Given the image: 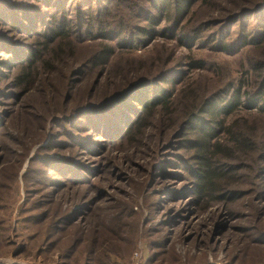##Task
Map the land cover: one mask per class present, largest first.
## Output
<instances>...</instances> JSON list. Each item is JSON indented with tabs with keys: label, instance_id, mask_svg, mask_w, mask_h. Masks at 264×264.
I'll list each match as a JSON object with an SVG mask.
<instances>
[{
	"label": "trees",
	"instance_id": "16d2710c",
	"mask_svg": "<svg viewBox=\"0 0 264 264\" xmlns=\"http://www.w3.org/2000/svg\"><path fill=\"white\" fill-rule=\"evenodd\" d=\"M156 43L178 48L186 55L157 73H144L152 65L134 60ZM193 48L227 55L260 53L262 57L251 58L249 65L242 67L237 83H226L213 93L202 91L205 84L186 90L183 103L188 106L175 114L174 100L179 99L175 92L186 80L185 72L201 71L205 65L203 58L190 59ZM77 51H85L86 56L67 67L57 100L47 108L50 119L22 176L25 194L41 193L44 202L73 186L80 191L92 188L100 177V162L93 164L87 158L103 160L111 149L140 144L150 119L157 114L156 132L172 131L166 155L181 163L178 166L185 172L177 176L176 185L172 184L178 194L166 195L170 196L166 202L177 200L172 208L215 203L223 207L227 218H234L235 212L228 206L244 197L243 186H253L256 193L255 175L236 163L240 155L251 152L263 153L256 176L257 200L264 202V140L253 145L261 136L239 125L241 113L236 114L264 115V0H0L1 108L26 91L39 75V68L48 71L41 83L50 84L54 93L60 75L53 67L63 66ZM119 58L130 62L122 66L126 60L121 61V70L111 74L109 84L107 77L104 86L113 80L118 83L113 84L108 97L92 102L94 95L100 94V79ZM128 74L140 77L129 82ZM55 75L59 76L56 82ZM86 75L95 76L89 90L91 100L72 108L71 100ZM249 76L256 80L250 82ZM8 112L0 110V138ZM247 157L254 164V156ZM243 174L248 175V182L242 180ZM184 181L190 185L185 186ZM84 201L80 198L79 211L58 213L49 226H45L44 214L25 215L22 224L26 229H38V235L45 227L41 247L49 250L55 238L74 227V239L58 257L60 264H71L77 252L83 254L79 264H110V258L119 254L112 243L119 237L121 219L115 217L117 214L104 218L87 239L86 230H75L76 220L83 221L94 210V197ZM262 210L255 207L256 218L262 216ZM261 230L257 226L244 230L258 248L264 246ZM157 249L151 250L161 252ZM151 262L147 259L143 264Z\"/></svg>",
	"mask_w": 264,
	"mask_h": 264
},
{
	"label": "rangeland",
	"instance_id": "374dc122",
	"mask_svg": "<svg viewBox=\"0 0 264 264\" xmlns=\"http://www.w3.org/2000/svg\"><path fill=\"white\" fill-rule=\"evenodd\" d=\"M202 9L201 7L200 11ZM75 54L76 56L63 66L53 67L60 75L52 76L55 82L59 77V84L56 85L54 93L50 84L41 83L48 71L39 68V75L25 92H21L18 99H12L9 105L2 108L0 106L1 111H9L5 132L0 138V207H3L0 208V264H60L58 257L68 247L70 240L74 239V227H68L65 233L55 238L52 249H42L46 228H42L38 235V229L25 228V224H22L23 217L44 214L45 226H49L58 213L60 215L62 212L79 211V207H82L80 198H85L86 201L92 197V214L83 221L77 219L75 230H86L87 239H91L94 226H99L104 218H112L117 214L115 217L121 219V226L118 228L120 234L112 245L117 247L119 254L118 257L110 258V264H143L147 259L152 260L150 264H264V246L258 248L251 244L248 240L250 233L244 231H249L254 226L261 227V231H264V202L257 200L256 176L257 165L263 153L236 154L240 155V161L236 163L250 171L251 175H255L256 193L252 190L253 186H243L246 192L244 197L228 206L235 212L234 218H227L223 207L215 203L210 205L199 202V205L194 207L176 205L172 208L171 205L177 200L166 202L170 197L166 195L178 194L172 184L176 185L177 176L185 175V172L183 166H178L182 165L181 163L166 155L168 148L165 146L171 139L172 131H162L160 134L156 132L153 127L159 121L157 114L150 119L144 141L140 144L111 149L106 152L103 160L87 158L93 164L100 162V177L92 188L80 191L73 186L56 193V197H46L44 202L41 200V193H24L22 176L29 159L39 147L37 142L42 138L46 123L50 119L51 113L46 114L47 108L57 100V89L68 71L67 67L80 62L86 56L85 51H77ZM184 54L186 55L178 48L172 50L156 43L139 56L140 59L134 61L152 65L151 69L144 73H157L165 65L172 66L176 59ZM261 57L260 53L227 55L207 53L205 49L193 48L190 59L203 58L205 65L201 71L185 72L186 80L177 86L175 92L179 99L174 100V113L179 114L188 106L183 103L186 90L205 84L202 91L211 90L213 93L226 83H237L244 71L242 67L249 65L251 58ZM123 60L126 61L122 66L130 62L126 58L115 61L100 79L97 85L100 94L94 95L92 102L100 101L111 94L112 87L118 80H113L115 85H108L107 88L104 86L105 80L108 77V84L112 81L111 74L121 70L119 64ZM261 73H264V68ZM128 75L126 79L129 82L140 77V74ZM94 78V75H86L82 79L74 99L71 100L72 108L91 100L89 90ZM253 79L256 80L249 76L250 82ZM238 113H241L242 120L239 125L250 127L255 135L261 136L260 140L253 142V145H260L261 139L264 140V115L246 111L236 112ZM178 143L183 145L181 141ZM248 155L254 156V164L251 160H246ZM247 177L248 175L243 174L242 180ZM182 183H186L185 186L190 185L187 181ZM255 207H263L262 216L257 215L258 219L255 217ZM34 233L37 234L36 237L33 236ZM155 246L161 252H152L151 249ZM81 256L83 254L79 255V252L74 254L71 264H79Z\"/></svg>",
	"mask_w": 264,
	"mask_h": 264
},
{
	"label": "built area",
	"instance_id": "2783aa9c",
	"mask_svg": "<svg viewBox=\"0 0 264 264\" xmlns=\"http://www.w3.org/2000/svg\"><path fill=\"white\" fill-rule=\"evenodd\" d=\"M135 256H137V257H138V254H136Z\"/></svg>",
	"mask_w": 264,
	"mask_h": 264
}]
</instances>
